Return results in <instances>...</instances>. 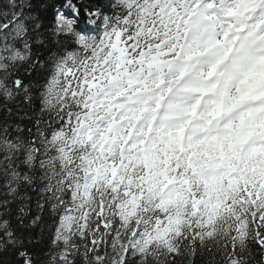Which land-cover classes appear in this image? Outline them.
<instances>
[{
    "label": "snow or ice",
    "instance_id": "6c2138e0",
    "mask_svg": "<svg viewBox=\"0 0 264 264\" xmlns=\"http://www.w3.org/2000/svg\"><path fill=\"white\" fill-rule=\"evenodd\" d=\"M197 257L264 264V0H0V264Z\"/></svg>",
    "mask_w": 264,
    "mask_h": 264
},
{
    "label": "trees",
    "instance_id": "16d2710c",
    "mask_svg": "<svg viewBox=\"0 0 264 264\" xmlns=\"http://www.w3.org/2000/svg\"><path fill=\"white\" fill-rule=\"evenodd\" d=\"M8 103L11 107H13V109L16 108V103L14 101H9ZM38 105L39 100L36 101V106L38 107ZM53 231V222L48 216H44V221L35 227V232L40 235V247L43 248L45 251H48V241ZM201 259L206 260L207 257H197V264H200Z\"/></svg>",
    "mask_w": 264,
    "mask_h": 264
},
{
    "label": "clouds",
    "instance_id": "9594fccd",
    "mask_svg": "<svg viewBox=\"0 0 264 264\" xmlns=\"http://www.w3.org/2000/svg\"><path fill=\"white\" fill-rule=\"evenodd\" d=\"M41 104L45 111H51L55 107V104L50 99L49 94L47 92H45V94L42 96Z\"/></svg>",
    "mask_w": 264,
    "mask_h": 264
}]
</instances>
